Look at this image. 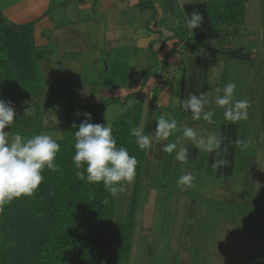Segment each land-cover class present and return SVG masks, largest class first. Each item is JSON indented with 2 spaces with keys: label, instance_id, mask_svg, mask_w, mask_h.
I'll return each instance as SVG.
<instances>
[{
  "label": "rangeland",
  "instance_id": "1",
  "mask_svg": "<svg viewBox=\"0 0 264 264\" xmlns=\"http://www.w3.org/2000/svg\"><path fill=\"white\" fill-rule=\"evenodd\" d=\"M210 7L214 12L222 9L226 17L232 18L240 27L246 29H243L242 33L260 31L264 34L263 1L260 5H251L246 11L249 14L255 12L252 19L245 15L242 0L234 1L233 6L230 2L217 0ZM252 20L255 22L251 23ZM237 24H234V27L238 28ZM62 55L70 60L72 57L76 60L77 57L71 51H64ZM220 57H223L221 64L213 62L218 59L219 63ZM105 58L108 65L95 63L78 69L74 65L59 67V72L55 73V82L50 84L42 77L40 71L42 81L34 84L37 87L33 89L34 92L25 95L23 99L20 97V101L17 99L13 102L17 111L14 121L17 131L12 128L5 131L10 137L17 132L25 137L35 124L36 128H42L41 133L60 139L63 132L59 128L66 127L69 110H76L79 102L89 105L88 103L98 104L117 98L124 103L115 101L104 104L100 109L103 123H106L107 118L113 127L126 105L127 110L132 113H136L134 110L145 112V132L150 135L152 128L156 129L158 119V115L155 117V101L150 96L142 100L143 102L135 97L126 102L123 97L126 91L114 89L112 82L128 80L127 67L122 62L112 64L109 57ZM208 61L210 68L215 72L214 80L220 81L219 88H216L212 78L208 92L214 91L213 94L217 96L220 93L223 95V89L228 83L248 88L247 93L245 90L240 92L236 89L237 92L234 91L231 100L233 106L238 100L248 102L247 118L235 120L239 141L233 173L220 174L224 168L221 165L219 171V156L211 159V151L197 146L192 157L186 155L185 161L177 160L176 152L183 148L182 142L186 138H183V131H179L176 121L177 128L167 139L161 140L160 146L156 142L150 150L146 149L145 164L140 175L136 167L135 179L131 183L121 182L123 191L117 194L116 218L119 221L127 222L131 200L135 190L137 192L134 239L127 264L263 263L259 250L264 249V63L255 64L246 60L225 58L222 53L209 58ZM211 76L213 77L212 74ZM84 88L86 92H90L92 101L87 102L80 98ZM158 93L157 90L156 94ZM151 102H154V105H151ZM217 106L212 111L215 112ZM162 110L173 112L175 120L186 115L175 108ZM214 112L208 113L209 120L207 113L199 115V118L206 117L209 124H212L214 129L210 135L218 141L221 128L225 124L229 127L234 121L223 120V113ZM31 119L34 123L30 122ZM26 125L31 126H28L30 130L26 129ZM195 131L196 140L206 139L204 141L207 142L209 136H199L204 135L199 128ZM169 143L177 144V148L171 153L164 150L165 145ZM153 151L157 152L156 156L160 158L153 159ZM214 161L216 165L213 164ZM186 173H191L194 177L191 187L177 183Z\"/></svg>",
  "mask_w": 264,
  "mask_h": 264
},
{
  "label": "crops",
  "instance_id": "2",
  "mask_svg": "<svg viewBox=\"0 0 264 264\" xmlns=\"http://www.w3.org/2000/svg\"><path fill=\"white\" fill-rule=\"evenodd\" d=\"M215 1L217 0H0V8L6 24H33L35 45L44 54L38 61L39 70L49 84L55 82V73L59 72V67L74 65L78 69L95 63L108 65L105 58L107 56L112 64L122 62L127 67L128 80L123 84L112 85L118 91H126L123 97L133 95L129 100L135 97L142 101L151 96L157 106L155 117L163 115L173 119V112L162 108H175L186 114L184 118L176 120L179 131L187 127L194 130L199 128L204 134L199 136L207 137L213 134L214 129L208 122V113H213L212 110L218 105L215 102L217 95L213 94L214 91L208 92V86L212 78L216 88H219L220 82L214 80L215 72L210 68L209 58L222 53L225 58L264 63V34L260 31L242 33L246 29L232 18L226 17L222 9L211 11L210 6ZM221 1L230 2L233 6V2L238 0ZM242 1L245 15L251 19L255 12L249 14L246 11L251 5L264 2ZM193 12L202 16V22L196 28L188 26ZM64 51L74 52L76 60L62 55ZM222 58L220 57L219 63L218 59L213 62L221 64ZM84 89L80 98L92 101L90 92ZM236 89L245 90L246 93L248 91V88L237 84ZM193 95L203 97L204 107L200 115L207 113L208 120L206 117L194 118L192 110L183 107L184 102ZM232 104L230 101L225 108L218 105L214 113L224 114L227 108L233 107ZM144 118L143 116L141 127L146 134ZM223 120L228 119L225 117ZM221 129L217 148H214L216 151H211V159L219 156V171L221 165L224 168L219 173L225 172L227 175L233 173L234 169L239 141L238 127L234 121L229 127L225 124ZM154 133L155 128H152L150 135ZM186 139L183 140L182 147L186 150V155L192 157L196 145L192 140ZM156 142L158 146L162 143L161 140ZM154 151L152 158L156 160L160 156L157 158V152Z\"/></svg>",
  "mask_w": 264,
  "mask_h": 264
},
{
  "label": "trees",
  "instance_id": "3",
  "mask_svg": "<svg viewBox=\"0 0 264 264\" xmlns=\"http://www.w3.org/2000/svg\"><path fill=\"white\" fill-rule=\"evenodd\" d=\"M234 3V2H233ZM44 56L35 45L33 24H6L0 8V99L15 102L34 92L42 78L38 61ZM124 80L112 82L123 84ZM39 86V84L37 85ZM37 88V87H36ZM33 90V91H32ZM133 96V95H132ZM128 96L125 101L129 100ZM114 98L96 104L79 102L69 110L66 127H60V152L55 163L59 171H43L44 180L32 196L13 199L0 211V264H127L135 231L136 190L127 222L117 216L118 197L103 183H87L77 177L72 157L75 153V126L91 114L92 123H103L100 109ZM126 104V103H125ZM127 110L112 127L117 146H124L137 158L138 175L145 164L146 150H140L131 136L141 127L143 112ZM137 114V115H136ZM31 123L34 121L31 119ZM26 125V129L30 130ZM10 128L16 130L13 124ZM33 125L25 136L41 134ZM264 264V249L259 250Z\"/></svg>",
  "mask_w": 264,
  "mask_h": 264
},
{
  "label": "clouds",
  "instance_id": "4",
  "mask_svg": "<svg viewBox=\"0 0 264 264\" xmlns=\"http://www.w3.org/2000/svg\"><path fill=\"white\" fill-rule=\"evenodd\" d=\"M201 22V14L193 12L188 26L196 28ZM235 89V83H228L223 89V95L216 97V104L221 107L229 105ZM203 100V97L190 96L183 107L190 108L194 118L198 119L204 107ZM247 107L246 100L236 101L233 107L226 109L224 113L226 119L233 121L246 119ZM84 115L87 119L78 127L73 126L77 129L75 153L72 157L78 170L77 177L87 183L102 182L106 191L116 195L117 192L123 191L121 182L131 183L135 179L137 158L130 155L126 147L117 146L112 126L107 118L106 123H92L91 114ZM16 117L14 103L11 100L0 99V211L13 199L32 196L44 180L42 173L45 168L52 172L59 171V166L54 162L61 148L58 140L45 133L25 138L17 132L10 137L5 129L14 124ZM176 128L175 119H168L162 115L156 120L154 135L144 134L142 127L131 128L130 134L135 138L138 148L143 151L150 150L156 141L167 139ZM196 135V131L191 127L183 129V136L205 151H212L218 144L213 136H209L205 142L203 139L196 140ZM176 148V143H169L165 145L164 150L171 153ZM176 159L185 161L186 150L181 148L176 152ZM193 179L191 173H186L177 183L191 187Z\"/></svg>",
  "mask_w": 264,
  "mask_h": 264
}]
</instances>
